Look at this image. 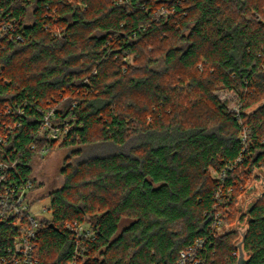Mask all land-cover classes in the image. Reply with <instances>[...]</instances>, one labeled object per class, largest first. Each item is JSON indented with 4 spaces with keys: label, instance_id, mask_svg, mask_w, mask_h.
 I'll use <instances>...</instances> for the list:
<instances>
[{
    "label": "trees",
    "instance_id": "1",
    "mask_svg": "<svg viewBox=\"0 0 264 264\" xmlns=\"http://www.w3.org/2000/svg\"><path fill=\"white\" fill-rule=\"evenodd\" d=\"M0 30V105L25 113L6 146L19 178L41 187L44 149L79 158L49 194L39 264L77 250L81 264H176L200 239V264H237L243 235L247 264H264V194L240 205L264 184V0H0ZM49 109L71 120L62 143L39 137ZM73 223L93 233L80 249ZM15 235L3 224L0 248Z\"/></svg>",
    "mask_w": 264,
    "mask_h": 264
},
{
    "label": "built area",
    "instance_id": "2",
    "mask_svg": "<svg viewBox=\"0 0 264 264\" xmlns=\"http://www.w3.org/2000/svg\"><path fill=\"white\" fill-rule=\"evenodd\" d=\"M230 108L239 116V106L234 104ZM24 114V108L19 105H0V227L8 223L17 229V235L11 244L0 248V264H39L36 251L40 232L45 226L44 221L47 220L34 208L33 194L36 190H34L33 181L19 178L17 161L11 158L12 153H6L8 141L13 133L22 127L21 118ZM40 114L42 125L39 137L62 143L73 127L71 120H59L53 109L40 111ZM243 140L246 143V133ZM29 148L34 149L35 143ZM46 152L48 150L44 149L42 154ZM241 160L242 157L238 159V162ZM216 197H219V193ZM214 226H221L218 217ZM66 228L75 236L79 249L84 239H90L93 236L92 231L85 224H67ZM224 230L228 228H222L221 231L224 232ZM205 244V239L196 241L180 253V259L176 264H200L199 255L204 250ZM233 255L239 257V249ZM81 261V252L77 250L69 264H81Z\"/></svg>",
    "mask_w": 264,
    "mask_h": 264
},
{
    "label": "rangeland",
    "instance_id": "3",
    "mask_svg": "<svg viewBox=\"0 0 264 264\" xmlns=\"http://www.w3.org/2000/svg\"><path fill=\"white\" fill-rule=\"evenodd\" d=\"M215 94H217L223 101H227L230 107L235 104L236 96L234 93L225 89H218ZM89 151L85 152V157H89L90 154H102L100 153V150H93L95 153ZM70 153L71 150L69 149H55L42 154V157L37 156L33 162V175L38 183L41 184V187L33 194L34 208L47 220L51 218V215L47 210L50 201L49 194L60 189L64 184V177L61 174V170L66 165L68 166V163H76L79 159L76 157H70V159H67L66 157L69 156ZM213 175L215 176L214 173ZM256 175L259 176L261 173L258 171ZM252 184L253 186L240 201L243 210H247L250 205L253 204L262 193H264V184L262 181L255 180Z\"/></svg>",
    "mask_w": 264,
    "mask_h": 264
},
{
    "label": "water",
    "instance_id": "4",
    "mask_svg": "<svg viewBox=\"0 0 264 264\" xmlns=\"http://www.w3.org/2000/svg\"><path fill=\"white\" fill-rule=\"evenodd\" d=\"M262 194H264V193H262ZM252 205L253 204H251L250 209H251ZM250 209H248V213L250 212ZM51 227H53V225H51ZM244 238H245V235H243V239L238 244L239 257H238L237 264H247V262H248L247 254L244 253L243 247H242Z\"/></svg>",
    "mask_w": 264,
    "mask_h": 264
},
{
    "label": "crops",
    "instance_id": "5",
    "mask_svg": "<svg viewBox=\"0 0 264 264\" xmlns=\"http://www.w3.org/2000/svg\"><path fill=\"white\" fill-rule=\"evenodd\" d=\"M251 206V205H250Z\"/></svg>",
    "mask_w": 264,
    "mask_h": 264
}]
</instances>
